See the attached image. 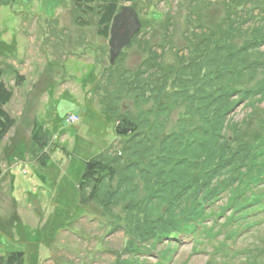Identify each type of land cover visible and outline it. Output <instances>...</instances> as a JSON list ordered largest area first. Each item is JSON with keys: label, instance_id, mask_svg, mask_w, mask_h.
Segmentation results:
<instances>
[{"label": "rangeland", "instance_id": "374dc122", "mask_svg": "<svg viewBox=\"0 0 264 264\" xmlns=\"http://www.w3.org/2000/svg\"><path fill=\"white\" fill-rule=\"evenodd\" d=\"M77 1L0 0V73L13 89L5 109L15 120L0 139V256L22 252L26 264H138V255L127 252L133 240L138 246L129 224L137 228L144 223L138 201L147 196L145 184L140 183L139 198L137 193L135 199L129 196L130 201L118 203L109 198L118 184L113 179L104 187L106 207L95 201L82 203L80 185L87 165L103 154L109 160L122 156L129 140L117 134L123 117L138 119L155 109L154 116L145 119L159 120L169 133L187 112V102H172L169 111L165 97L153 100L165 85L158 79L147 83L154 73L145 70L152 52H157L170 78L162 96L168 95L177 89L172 83L191 64L198 42L208 33L218 41L233 32L223 42L234 56L231 74L219 78V67L209 62L201 73L203 84L212 83L210 94L223 89L224 94L239 95L240 90L258 88L263 76L251 79L246 68L264 63V46L252 58L236 54L264 38V0H109L118 2L116 15L124 7H134L143 24L115 64L109 45L113 21L105 34L98 11L86 14L77 9ZM97 1L91 5L96 9L101 3ZM237 1L242 3L237 6ZM17 71L20 83L14 79ZM138 71L146 72L148 91H130ZM189 87L191 95L200 90ZM145 96L152 101L142 103ZM252 101L241 103L230 120L241 123L255 107L264 110V101ZM74 116L79 120L69 121ZM263 131L264 112L243 129L248 141L257 140ZM227 134L231 137L233 131ZM140 160L147 164L145 157ZM41 176L48 179L46 190ZM149 213L154 218L161 215ZM255 236H241L238 247L262 246ZM194 246L189 237L166 238L140 262L158 264L168 252L165 264H207L212 248L196 251Z\"/></svg>", "mask_w": 264, "mask_h": 264}, {"label": "trees", "instance_id": "16d2710c", "mask_svg": "<svg viewBox=\"0 0 264 264\" xmlns=\"http://www.w3.org/2000/svg\"><path fill=\"white\" fill-rule=\"evenodd\" d=\"M108 1L101 0L97 9L91 6L97 0L77 1V9L86 14L98 11L100 25L106 26L104 33L107 35L109 25L118 12V2ZM240 3L237 1L236 5ZM232 33H226L218 41L217 35L208 33L209 36L198 42L191 64L185 69L183 67V72L172 83L177 89L168 95L162 96L170 78L163 73L157 52H152L153 60L145 62V70L154 73L147 83L150 85L158 79L165 85L161 96L153 100L162 101L165 97L169 111L174 102H187V112L169 133L159 120L153 123L145 119L154 116L155 109L138 119L129 115L123 117L117 134L129 140L121 152L122 156L113 155L111 161L103 154L87 165L80 185L82 203L95 201L106 207L104 187L108 188L113 179H118V187L111 189L109 198L118 203L130 201L129 196L135 199L137 193L139 198L140 183L145 184L147 196L138 201V211L141 216L145 215L144 223L137 228L129 224L130 230L136 232L134 239L138 246L133 240L127 252L138 255V264H145L140 262V257L148 255L166 238L178 240L181 237L192 239L196 251L203 247L212 248L207 264H262L264 261V131L257 140L252 138L251 141L243 133L244 126L250 125L254 117H261L264 110L255 107L241 123L230 120V115L241 103L253 99L252 102L264 101V63L246 68L251 79L263 76V80L255 90H240L237 92L239 95L224 94L223 89L210 94L209 85L212 83L205 81L203 84L201 75L209 62L214 69L219 67V78H227L231 74L229 67L234 56L229 55L230 49L223 42ZM263 46L264 38H257L236 55L245 58L243 55L248 54L252 58L255 54L260 55L259 49ZM15 73L14 79L20 83L22 76L18 71ZM145 74V71H138L135 83L130 85L131 92L133 89L148 91ZM189 85L200 90L191 95ZM12 97L13 89L3 81L0 73L1 140L15 125V120L5 109ZM146 99L145 96L142 103L152 101V98ZM157 112L165 113L162 110ZM229 130L233 131L231 137L227 134ZM35 137L37 141L38 136ZM143 157L147 164L140 160ZM136 178L138 185H135ZM152 210L156 214L161 212V215L154 218L149 213ZM246 235H256L258 243L263 245L258 247L254 244L241 249L238 240ZM166 254L169 253L164 254L165 258L168 257ZM165 258H160L158 264H165ZM0 264H26L25 255L17 252L0 256Z\"/></svg>", "mask_w": 264, "mask_h": 264}, {"label": "water", "instance_id": "95a60500", "mask_svg": "<svg viewBox=\"0 0 264 264\" xmlns=\"http://www.w3.org/2000/svg\"><path fill=\"white\" fill-rule=\"evenodd\" d=\"M143 29L138 13L132 6H127L115 16L111 28V63L115 64L122 51L131 45Z\"/></svg>", "mask_w": 264, "mask_h": 264}, {"label": "crops", "instance_id": "0c3cea01", "mask_svg": "<svg viewBox=\"0 0 264 264\" xmlns=\"http://www.w3.org/2000/svg\"><path fill=\"white\" fill-rule=\"evenodd\" d=\"M26 167H31L29 164L28 165H25ZM24 172H28V170L26 169V170H24ZM41 179H42V181H43V190H46V186L47 185H49V182H48V179H47V177H43V176H41Z\"/></svg>", "mask_w": 264, "mask_h": 264}, {"label": "built area", "instance_id": "2783aa9c", "mask_svg": "<svg viewBox=\"0 0 264 264\" xmlns=\"http://www.w3.org/2000/svg\"><path fill=\"white\" fill-rule=\"evenodd\" d=\"M79 119L77 118V116L72 117L69 121L75 122L78 121Z\"/></svg>", "mask_w": 264, "mask_h": 264}]
</instances>
